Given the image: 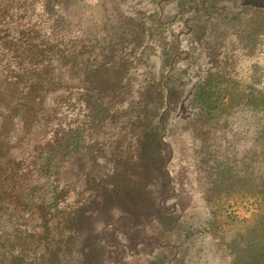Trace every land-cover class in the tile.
Here are the masks:
<instances>
[{"label":"trees","instance_id":"obj_1","mask_svg":"<svg viewBox=\"0 0 264 264\" xmlns=\"http://www.w3.org/2000/svg\"><path fill=\"white\" fill-rule=\"evenodd\" d=\"M69 9L67 0H0V264L111 262L74 249L80 214L98 198L166 193L172 117L209 108L210 82L183 91L172 50L148 66L145 50H112L108 32L95 40Z\"/></svg>","mask_w":264,"mask_h":264},{"label":"rangeland","instance_id":"obj_2","mask_svg":"<svg viewBox=\"0 0 264 264\" xmlns=\"http://www.w3.org/2000/svg\"><path fill=\"white\" fill-rule=\"evenodd\" d=\"M67 2L81 31L97 41L108 32L112 50H145L155 68L172 50L183 91L212 86L202 118L171 119L168 191L96 199L78 218L74 249L93 261L108 255L105 264H264V9L248 0Z\"/></svg>","mask_w":264,"mask_h":264}]
</instances>
